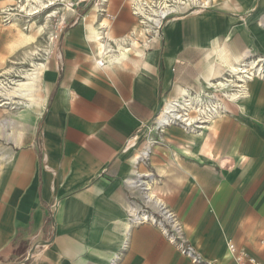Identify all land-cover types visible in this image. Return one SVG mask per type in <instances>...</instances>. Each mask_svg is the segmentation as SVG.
<instances>
[{"label": "crops", "instance_id": "0c3cea01", "mask_svg": "<svg viewBox=\"0 0 264 264\" xmlns=\"http://www.w3.org/2000/svg\"><path fill=\"white\" fill-rule=\"evenodd\" d=\"M134 1L77 7L41 108L0 113V264L30 252L24 264H237L231 244L264 262V80L206 131L172 125L138 158L165 101L264 54V0L171 16L153 43ZM103 44L115 50L105 67ZM146 193L177 214L204 262L158 226L130 222Z\"/></svg>", "mask_w": 264, "mask_h": 264}, {"label": "built area", "instance_id": "2783aa9c", "mask_svg": "<svg viewBox=\"0 0 264 264\" xmlns=\"http://www.w3.org/2000/svg\"><path fill=\"white\" fill-rule=\"evenodd\" d=\"M106 1L94 0L93 4L98 6L99 12H103ZM195 2L197 1L135 0L133 4L135 13L140 17V23L148 35V42L153 43L161 36L162 26L169 17L207 8L206 3ZM71 6L75 10L77 3L72 2ZM262 23L264 26V19ZM106 53L111 54L109 57L111 59L115 50L107 48L99 55L97 64L101 67H105L110 62L106 59ZM237 66L239 72H233L230 68L225 70L221 77L208 81L206 86L186 88V92H182L180 97L165 101L157 116L147 126L149 143L140 153L139 160L144 162L149 160L153 145L163 142V133L168 127L177 125L192 131L208 129L225 113L226 101L235 102L246 97L250 81L264 80V54L250 51ZM221 81H224L225 86ZM166 106L169 108L164 111ZM132 185L148 190L143 181L138 183V180H133ZM128 219L132 224L151 223L158 226L183 255L191 258L195 263L204 262L195 247L186 239L182 222L177 214L162 201L154 197L151 199L147 193L144 194L142 200L131 202ZM230 251L235 256L237 264H264L246 251H239L233 244L230 245ZM116 260L110 264H115Z\"/></svg>", "mask_w": 264, "mask_h": 264}, {"label": "rangeland", "instance_id": "374dc122", "mask_svg": "<svg viewBox=\"0 0 264 264\" xmlns=\"http://www.w3.org/2000/svg\"><path fill=\"white\" fill-rule=\"evenodd\" d=\"M78 1L0 0V80L2 83L6 86H15V81L27 82L30 80L28 74L36 70L38 79L36 78L34 80L36 83H33L35 88H33V97L41 103L48 94L42 78L56 58L64 31L76 20L77 14L73 12L71 3ZM195 1H197L195 3H206L207 7L213 8L225 6L230 0ZM91 3H94V0ZM40 64H45L46 67L40 68ZM18 99L24 101L20 97L15 98L16 101H19ZM5 102L7 99L0 95V113L16 112L24 108L28 113L39 110L42 106V103L36 104L29 110L21 103ZM2 118L4 117L0 118V122ZM198 131H206V128Z\"/></svg>", "mask_w": 264, "mask_h": 264}, {"label": "bare ground", "instance_id": "6f19581e", "mask_svg": "<svg viewBox=\"0 0 264 264\" xmlns=\"http://www.w3.org/2000/svg\"><path fill=\"white\" fill-rule=\"evenodd\" d=\"M93 30H94V28H93ZM144 31H145V29H144ZM101 33V32H100ZM100 33L98 32V36L100 35ZM96 36V35H95ZM93 37V36H92ZM97 37V36H96ZM103 36H100V38H102ZM27 40V39H26ZM100 40V39H99ZM118 40V39H117ZM125 40V39H124ZM29 41V40H28ZM119 41V40H118ZM100 42V41H99ZM123 42V41H122ZM25 43V42H24ZM118 43V42H117ZM124 43V42H123ZM123 43L120 45V48L122 49V51L124 52L125 50H126V47H125V45H123ZM18 44H20V43H18ZM136 44H137V42H136ZM119 45V44H118ZM133 45V44H132ZM139 46V44L137 45V47ZM17 47V46H16ZM134 47V46H133ZM136 47V46H135ZM135 47H134V49H135ZM101 48H103V49H101V51L103 52L104 50H106L107 48H109V49H112L111 47H110V45H106V44H103L102 45V47ZM13 49V48H12ZM140 49H141V47H140ZM137 50H139V48L137 49ZM141 51H142V49H141ZM101 53V52H100ZM142 53V52H141ZM35 54H33V56H34ZM139 55V54H138ZM32 56V55H31ZM118 55H116L115 57H117ZM109 57H111V54H108V53H106V59L108 60L109 59ZM32 58H34V57H32ZM112 59L113 58H111V59H109V61L111 62L112 61ZM116 59V58H115ZM114 61V60H113ZM112 61V62H113ZM40 66V68L42 67V68H45L46 66H45V64H40L39 65ZM38 68V67H37ZM45 70V69H44ZM231 70L233 71V72H239L240 71V69H239V67L238 66H233L232 68H231ZM43 71V70H42ZM38 72H40V71H38ZM42 74V73H41ZM220 77L222 76V75H219ZM28 77H29V81H27V82H14L15 83V86H6L4 83H2V81L0 80V95H3L4 97H5V99H7V102H5V103H10V101L11 102H18V103H21V104H23L25 107H27L29 110H31V109H33L34 108V106L36 105V104H38V105H40L41 103H39L34 97H33V83L35 82L34 80L37 78V71L35 70L34 72H32V73H29L28 74ZM38 79V78H37ZM43 79V78H42ZM40 81V80H39ZM210 82V81H209ZM36 83V82H35ZM221 84L223 85V86H225V83H224V81H221ZM214 85V84H213ZM35 89V88H34ZM186 92V90L184 91V93ZM178 96V95H177ZM16 97H20V99H24V101H20L19 99V101H16L15 100V98ZM0 106H1V104H0ZM169 108V106H166V108L164 109V111H167V109ZM7 122V120H4V123H6ZM2 126V125H1ZM4 126V125H3ZM152 193V192H151ZM151 193H149V194H147L148 196H149V198H153V196H152V194ZM144 195V194H143Z\"/></svg>", "mask_w": 264, "mask_h": 264}, {"label": "water", "instance_id": "95a60500", "mask_svg": "<svg viewBox=\"0 0 264 264\" xmlns=\"http://www.w3.org/2000/svg\"><path fill=\"white\" fill-rule=\"evenodd\" d=\"M93 0H79L78 2H77V7L78 8H86L88 5H90V3L92 2ZM31 255H32V253L30 252V253H28V255H27V257L23 260V261H21V264H24L28 259H30V257H31Z\"/></svg>", "mask_w": 264, "mask_h": 264}]
</instances>
